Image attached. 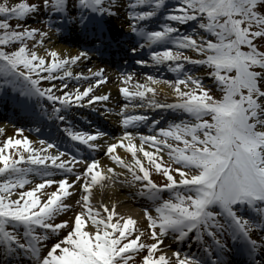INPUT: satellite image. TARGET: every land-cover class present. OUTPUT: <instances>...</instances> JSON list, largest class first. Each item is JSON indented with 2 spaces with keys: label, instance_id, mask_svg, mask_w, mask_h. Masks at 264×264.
I'll return each mask as SVG.
<instances>
[{
  "label": "snow or ice",
  "instance_id": "obj_1",
  "mask_svg": "<svg viewBox=\"0 0 264 264\" xmlns=\"http://www.w3.org/2000/svg\"><path fill=\"white\" fill-rule=\"evenodd\" d=\"M41 10L49 16L41 21L45 29L53 25L50 16L56 14L59 25H71L94 41L93 47L71 56L61 57L55 49L38 55L34 49L49 32L23 22ZM161 15L165 22L150 28ZM113 18L123 19L126 30L113 35L107 26ZM189 22L194 27L187 32L178 27ZM29 40L35 41L31 48ZM125 44L134 53L148 49L149 59L139 58L137 65H165L176 76L174 81H164L173 86L175 99L170 103L157 102L151 84L161 78L152 74L145 73L146 82H134V88L120 87L127 100L119 109L118 122L124 131L105 150L106 156L128 170L121 183L136 185L154 212L143 209L146 226L142 228L132 216L122 217L115 203H94L93 185L125 174L102 173L100 161L85 159L79 147L77 154L58 148L54 155L41 156V151L58 147L57 139H41L44 148L38 149L30 147L27 136L8 137L0 146V264H21V258L29 264H137L134 257L138 264H231L228 240L233 247L239 243L250 264H264L257 259L264 250V0H176L170 5L166 0H0V90L19 93L13 102L33 122L46 117L56 124L61 138L94 152L101 147L96 138L106 133L77 130L70 116L77 107L95 110L93 102L109 99L108 93L93 91L108 77L102 68L89 70L91 82L81 87L80 81L89 77L76 72L73 88L65 78L71 79V65L89 59L90 51ZM195 66H204L205 71L197 74ZM132 74L124 72L119 78L127 85ZM205 76L214 81L216 94L205 86ZM57 79L59 84L51 83ZM41 81H48L47 86ZM25 97L46 99L51 107L29 104ZM137 108L174 109L186 115L159 127L158 119L149 120L147 113L125 111ZM105 111L113 109L105 106ZM140 124L155 134L128 131ZM161 135L165 139H159ZM137 136L141 145L148 143L157 151L166 146L168 156L179 165L169 171L170 166L157 162L156 153L139 149L162 172L165 183H155L137 158ZM167 138L180 143L168 144ZM117 145L132 153V163L115 154ZM16 146L21 147L12 159L5 150ZM33 176L39 183L16 191ZM45 186L55 187L40 192ZM165 190L168 198L161 196ZM75 192L80 198L68 203ZM169 235L177 243L196 242L201 251L174 250L166 256L161 249Z\"/></svg>",
  "mask_w": 264,
  "mask_h": 264
},
{
  "label": "rangeland",
  "instance_id": "obj_2",
  "mask_svg": "<svg viewBox=\"0 0 264 264\" xmlns=\"http://www.w3.org/2000/svg\"><path fill=\"white\" fill-rule=\"evenodd\" d=\"M9 2L11 3V2H13V0H9ZM17 2H18V0H17ZM28 2H32V0H28ZM175 2H176V0H166V3L169 4V5L170 4H174ZM47 18H49L48 14H46L43 10H41L38 14H36L34 16L28 17L23 22V23H26L30 27H38V28H41V30H46V31L49 32V35L46 38H44L43 43L40 44V45H36V48L34 49V50L37 51L38 55H46V51L48 49H50V43H49L48 38H50V37L52 38V37H54L57 34V33L55 34L54 32H52V28L45 29L43 27L41 21H43L44 19H47ZM154 19H157V21L154 22V24L157 25V26L160 23L165 22L162 15L159 16V17H157V18H154ZM121 20H123V19H120V21ZM172 23H175V22H172ZM181 26L184 27L182 29H185L184 30L185 32H187V30L189 28L194 27L193 24H192V22H189V23H187L185 25H178L179 28ZM186 28H188V29H186ZM37 38L39 39V37H37ZM28 43H29V45H28L29 48H31V45L33 43H35V41L29 40ZM154 50H156V49H154ZM181 51H183L185 54H188V55H192L193 54L191 52V50H189V49H182ZM145 57H146V59H149L148 55L147 56L145 55ZM169 63H171V62H169ZM97 66H98V69H101L102 68L104 70V68H105L103 65H100V64L97 65ZM141 66L146 67V65H140V67ZM147 67H150V66H147ZM185 67L186 68H193L192 65H188V64H185ZM162 68H163L162 69L163 72H162L161 75H159V76L158 75H153V76L160 77L161 78L160 79V82L154 84V86H152V84H151V86L154 87V88H156V90H157L156 96H155L157 102H161V103L168 102V103H170V102H172L175 99V95H173L174 93H172L173 92V86L170 85V84H168V83H165L164 81L165 80H173L174 81L175 78H176V76H175V73L171 72L165 65H162ZM89 70H91V69L88 66L78 67V66L72 64L71 65V72L73 73V76L71 77V80L72 79L76 80V77H75V73L76 72H81L82 74H84V76H88ZM194 70L197 73L198 72H204L205 71V68H204V66H195L194 67ZM53 75L59 76V73L54 72ZM206 78H207V81L204 83L205 86L213 89V94H216L218 90H216L214 88V81L210 77H206ZM57 80L51 81V83L59 84V82H57ZM65 80L70 81V79L67 78V77L65 78ZM116 80L117 79H115V81ZM115 81H112V83H111L115 87H120V86L123 85L122 84L123 82L121 83V81H117L115 83ZM47 83H48V81H41V84L44 85V86H47ZM123 86H126V87H128V88L131 89V88H134L135 87V83L130 80L127 85L124 84ZM181 87H183V86H181ZM160 88L162 90H160ZM0 94H3L5 96L9 97V99H13L14 96L15 97L18 96L15 93H13L11 91V89L0 90ZM146 95H151V94L150 93H147ZM122 99H123V97L120 98V96L116 93L114 96L109 97V99L107 101H104L105 102V105L108 108L113 109L112 112H106L105 110H103V108H101L99 105H97V104H100V103H98V101H96V102H93V108L95 110H93L92 108L83 107L87 111V113H89V114H86V115H77L75 113H71L70 118H73L74 115H76L77 117H79L80 120L88 121L89 120L88 118H92L94 115H97V118H99V123H106L107 122V123H111L112 124L113 121H119V119H120L119 109H120V106L121 105L125 104V103L122 102ZM29 104H31V102H29ZM134 110L139 111V113L147 112V114L149 116V120L151 118H157L158 121H159V123H158V126L159 127H166L169 122L176 121V120H179V119H183L185 117V115H186V114H183V113H181L179 111H176L174 109H162V108H158L154 113H150L151 112V108L146 109V111H144V112L142 111L141 108H137V109H134ZM89 111L90 112L92 111L93 113H90ZM132 114H134V111H133ZM136 114H138V112ZM168 115H170V117L166 118ZM3 125L5 126L7 124L0 123V127L3 126ZM11 127H13V126H11ZM138 127L139 128L142 127L143 132H140L142 134H145V135L155 134L154 132H150L149 128L147 126H145L144 124H140L139 126H137V128ZM128 129H129V131L133 132V129L134 128L129 127ZM30 135H32V134H30L27 131H22V133H15L13 130L12 131H9L8 135H6V133L5 134H0V146H2L3 140L6 139V138H8V137L22 138L23 136H27L28 137ZM47 136H44L43 134H40V133L37 136L35 135V137H36L35 138V141H34L33 144H30V147L38 148V149H43L44 148V145L41 144L39 141H41V139L45 140L44 137H47ZM135 138H134V140H135ZM96 139H97V142H98V139H102L103 141H110V142H112L113 140L117 139V135H114V136L112 135V136H109V137L104 136L102 138L101 137H97ZM159 139H165V137H163L161 135V136H159ZM166 143H168V144H179L180 142L174 140L173 138H167L166 139ZM136 144L140 148L143 147L146 151L156 153L155 159L157 160L158 163H160L161 161H166L167 162L168 160H172L168 156V149L164 145H160L159 146V149L160 150L157 151V148L156 147H152L148 143H145V144L141 145L140 142H138V143L136 142ZM20 147L21 146H16L15 148L9 147L7 150H5V154L6 155H9L12 159H16V157H17V151H16V149L17 148H20ZM58 148L59 149H63L62 144H59L58 147L57 146H54L53 148H49L46 151H41L40 152V155L41 156H44V155L49 154V153L54 155V153L57 152ZM21 151H22V154L24 156L29 155V153H27L26 151H23L22 149H21ZM102 157H104V156H101V158ZM19 163L22 166V163H24V162L23 161H20ZM177 166H179V165L177 164ZM145 167L149 169V173L152 172L155 169L154 166L150 163V161H147V163L145 161ZM115 169H118L116 171V173H118L119 171H122V173L125 174L124 176H121L120 177L121 180H119V181L121 182L128 175V170L125 169V168H121V167H117ZM103 171H101V172L102 173L108 172V170H103ZM137 171H138V169H137ZM114 174H115V172L114 173H109V175H114ZM175 174H176V176H178L176 178L179 179V174L178 173H175ZM0 178H2V177H0ZM54 179H57V178H54ZM35 183H39V178L33 177V180L30 181L28 184H26L24 186V189L17 188L16 191L19 192L21 190H26L27 188L34 187L35 186ZM161 183H163L162 180H161ZM123 184H125L124 186L128 185L130 188H133V191L132 192H134L136 194H139V190H138V187L136 185H132V184H129V183H123ZM54 187L55 186H45V189H40L39 191L40 192H45V190L51 191V190H53ZM68 203H70V201H68ZM63 218L66 219L67 218V215H64ZM193 234L194 233H190L189 236H191ZM166 238H168L170 241H174L173 240V237L171 235L166 236ZM205 239H207L206 236H205ZM145 242H151V241L148 240V239H146ZM187 242H188V240H185L183 242H180V246H177V248L179 250L187 251L189 253L199 254V252L201 251V249H199V251H196L194 249L189 250L188 248H186L187 246L189 247V244ZM144 251H146V250H144ZM142 254L143 253H141V255ZM134 259L137 260V264H138V257H134Z\"/></svg>",
  "mask_w": 264,
  "mask_h": 264
},
{
  "label": "bare ground",
  "instance_id": "obj_3",
  "mask_svg": "<svg viewBox=\"0 0 264 264\" xmlns=\"http://www.w3.org/2000/svg\"><path fill=\"white\" fill-rule=\"evenodd\" d=\"M115 20H119V18H113ZM80 34L78 31L77 32H71L72 37H79ZM50 44V49H55L58 53H60L61 57L63 56H71V55H77L79 53V47H82V45L78 44L76 40L67 42L66 38H64L61 35L54 36L48 38ZM51 41V42H50ZM78 67H84L88 66L91 69V72H95L98 67H97V61H95L93 58L90 59H83L81 58L78 60L75 64ZM71 70V68H70ZM127 72H131L132 77L131 81L132 82H139L141 84L146 82V76L144 75L145 73L152 74V75H161L163 70H162V65L159 66H150L149 68H139L136 71L128 70ZM88 73V72H87ZM104 75L108 77L107 81L103 82L102 84L94 87L93 91L96 95H102L104 93H108L109 97L114 96L116 93L119 92V87H115L112 83V81H121L118 74L115 73L114 68H108L103 71ZM203 72H198L197 74H200ZM88 80H81L80 84L81 87L86 86L88 83L91 82V76L90 73H88ZM67 81V80H66ZM76 80H71L68 81L69 88L75 87V82ZM207 81V78H204V83ZM114 83V84H115ZM154 86V84H152ZM122 87V86H121ZM160 90H162L160 88ZM173 93V92H172ZM174 95V94H173ZM122 97H124L122 95ZM136 102H139L138 100ZM124 103H127L126 98L124 97ZM105 104H102V107H104ZM142 111H146L148 108H141ZM128 109H125L127 111ZM76 113H81L83 112L82 108L77 107L73 110ZM154 113V109L151 108V112ZM170 117V115L168 116ZM0 129H3V131H0V134H5L8 135V130L7 128H3V126L0 127ZM137 130V127L134 128L135 132ZM28 139L30 141V144H33L35 141V138L33 136H28ZM139 141V139L134 140L135 148H136V156L139 158L142 162V164L145 166V161L147 163V158L144 157L143 153L139 151L140 147L136 144V142ZM113 143V142H112ZM127 143V141H125ZM108 143H101V147L97 149V152H99L100 155L104 156L99 159L101 167L99 168V171L103 170H108L109 168H113L114 172L118 169H115L117 167H120L113 161L109 156L105 155V150L106 146ZM115 154L121 157V159L125 163H131L132 162V153L128 152L126 148L121 147L120 145H117L116 149L114 150ZM60 159H64L63 157H60ZM66 159V158H65ZM47 163V161H46ZM82 167V166H81ZM104 172V171H103ZM109 174L108 172H106ZM118 173H122V171H119ZM121 176L116 177L112 181H102L99 182L95 185H93V188L91 189V192L93 193V202H103L105 204H108L109 206L113 203L116 204V211L123 217V216H132L139 224L140 227H145L146 226V219L143 217V209L145 207H149L150 210L154 212V209H151V202L147 200L146 197L143 195L136 194L133 191V188H130L128 185L124 186L125 184H122L119 180ZM56 178V177H55ZM103 184V186H101ZM80 193L75 192L72 194L71 199L67 200L70 201V203H74L77 199L80 198ZM141 196V197H140ZM114 220L116 217L113 218ZM259 235V234H257ZM253 238H256V235L253 236ZM165 247L161 249L164 251L166 256H170L172 251H177V244L174 241H170L168 238L165 237L163 241ZM159 247V246H158ZM263 251V256L262 260H264V250ZM229 260L231 259V255H228L227 257ZM258 259V258H257ZM174 260V257H173ZM232 260V259H231ZM21 264H29V262L24 261L23 258H21ZM232 264V263H231ZM235 264V263H234Z\"/></svg>",
  "mask_w": 264,
  "mask_h": 264
}]
</instances>
